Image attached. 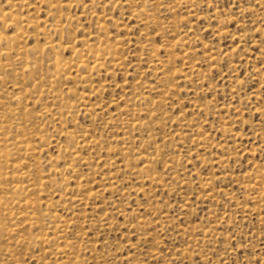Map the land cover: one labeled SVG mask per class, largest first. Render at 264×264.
<instances>
[{"label": "rangeland", "instance_id": "1", "mask_svg": "<svg viewBox=\"0 0 264 264\" xmlns=\"http://www.w3.org/2000/svg\"><path fill=\"white\" fill-rule=\"evenodd\" d=\"M0 12V264H264V0Z\"/></svg>", "mask_w": 264, "mask_h": 264}, {"label": "bare ground", "instance_id": "2", "mask_svg": "<svg viewBox=\"0 0 264 264\" xmlns=\"http://www.w3.org/2000/svg\"><path fill=\"white\" fill-rule=\"evenodd\" d=\"M43 1V0H42ZM10 6V5H9ZM8 6V7H9ZM12 7L14 6V5H11ZM52 10H54L53 8H52ZM56 18V17H55ZM0 20H1V22L3 23V24H7V25H16V23H17V21H16V19H14V17H13V15L11 14V13H4V12H0ZM29 23V22H28ZM2 25V24H1ZM3 26V25H2ZM57 24L56 25H54V26H52L53 28H54V31H56L58 28H57ZM7 27H9V26H7ZM24 27V26H23ZM49 29V28H48ZM51 30V29H50ZM57 32V31H56ZM64 32V31H63ZM18 35V34H17ZM1 41H4V38L2 37V36H0V42ZM7 41V40H6ZM4 43V42H3ZM2 44V43H1ZM47 46L49 47V48H55L56 46H58V45H56V44H53V42L52 41H47ZM3 47V46H2ZM92 49V48H91ZM86 50V49H85ZM89 52H92V51H89ZM99 53V52H98ZM75 56V55H74ZM81 56V55H80ZM76 57V56H75ZM99 61H100V58H98L97 57V55L96 56H94V58H93V66L92 67H96V66H98L99 65ZM54 62H55V69H56V73H60L61 72V68H60V66L61 67H63L61 64H60V62H59V59L56 57V58H54ZM84 62H86V61H84V60H82V59H80V60H77V62H76V65H75V67L77 68V69H79V68H84L85 67V63ZM27 64V63H26ZM33 65V64H32ZM28 66H29V64H28ZM24 67V66H23ZM26 67V66H25ZM24 67V68H25ZM35 67V66H34ZM63 71V70H62ZM85 72H87V70L85 71ZM30 73V72H29ZM55 77V76H54ZM57 78V77H56ZM52 84V83H51ZM53 90V89H52ZM18 98V97H17ZM17 100V99H16ZM19 101V100H18ZM45 110V109H44ZM5 112V111H4ZM3 112V113H4ZM61 113V112H60ZM48 114V113H47ZM44 117V116H43ZM13 122V121H12ZM16 122H17V120H16ZM138 123V122H137ZM144 126V125H143ZM18 139V138H17ZM40 141V140H39ZM25 144V145H24ZM24 145V146H23ZM10 147L11 149H14V150H19V148H22V149H24V150H27L28 149V146H27V142L26 141H19V142H11V143H9V144H1L0 145V150H2V149H5L6 147ZM8 158V157H7ZM6 159V158H5ZM7 162V160H4L3 162ZM148 165V164H147ZM145 166V165H144ZM20 175H23L22 174V172L21 173H19ZM19 176V175H18ZM259 183H260V181H258ZM46 183V181H40V185H44ZM255 184V183H254ZM248 185V184H247ZM258 185V184H257ZM252 187V186H251ZM19 190V187L18 186H16L15 187V191L17 192ZM248 191V190H247ZM111 192V191H110ZM5 194V193H4ZM72 200V199H71ZM6 201V200H5ZM78 201V200H77ZM76 201V202H77ZM257 202V201H256ZM259 202V201H258ZM6 205H8V203L6 204ZM7 208V206L5 207V209ZM31 212V211H30ZM51 212V211H50ZM47 218H48V220L49 221H53L54 222V220L56 219V216L55 215H47ZM61 218V217H60ZM60 223V222H59ZM62 223H65V222H62ZM64 225H66V224H64ZM57 227V226H56ZM62 227V226H61ZM63 228V227H62ZM57 229V228H56ZM54 232V231H53ZM57 232V231H56ZM63 232V231H62ZM54 236V235H53ZM50 237V236H49ZM56 238V237H55ZM57 252H59V253H61V254H64V253H66V250L65 249H62V248H59V249H57ZM63 256V255H62Z\"/></svg>", "mask_w": 264, "mask_h": 264}]
</instances>
